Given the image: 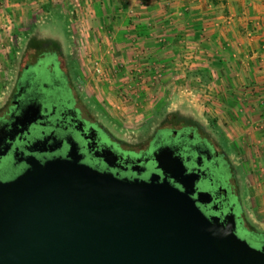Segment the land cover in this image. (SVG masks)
Wrapping results in <instances>:
<instances>
[{
  "label": "water",
  "instance_id": "1",
  "mask_svg": "<svg viewBox=\"0 0 264 264\" xmlns=\"http://www.w3.org/2000/svg\"><path fill=\"white\" fill-rule=\"evenodd\" d=\"M165 151L152 152L159 173L146 179L99 171L71 150L28 156L0 180V264H264V243L238 236L231 215L206 214L211 194Z\"/></svg>",
  "mask_w": 264,
  "mask_h": 264
},
{
  "label": "flooded vegetation",
  "instance_id": "2",
  "mask_svg": "<svg viewBox=\"0 0 264 264\" xmlns=\"http://www.w3.org/2000/svg\"><path fill=\"white\" fill-rule=\"evenodd\" d=\"M20 54L15 82L0 104L1 181L21 172L30 155L44 161L65 156L69 150L99 171L146 179L159 173L152 152L167 147L172 163L177 166L181 161L185 167L182 179L197 175L196 191L211 194L210 202L199 204L206 214L231 215L238 236L252 246L264 243V231L250 229L241 213L237 173L229 153L201 122L166 112L143 145L132 147L91 112L81 93L76 62H70L58 40L31 35ZM167 151L160 157L170 163Z\"/></svg>",
  "mask_w": 264,
  "mask_h": 264
},
{
  "label": "crops",
  "instance_id": "3",
  "mask_svg": "<svg viewBox=\"0 0 264 264\" xmlns=\"http://www.w3.org/2000/svg\"><path fill=\"white\" fill-rule=\"evenodd\" d=\"M42 1L49 0H29L35 2L34 6L42 5L36 12L48 14L50 8L43 6ZM74 1L78 2L69 12L75 11V20L81 21L75 24L77 31L92 36L83 46L90 52L95 48L103 65L110 58L138 59L136 54L141 49L145 54L140 58L142 62L168 65L174 53L183 47L182 39L199 42L203 54L196 58L194 70L199 69L201 75L195 74L194 79L205 74L212 78L210 69L216 78V96L224 99V103L220 101V111L225 112L222 110L225 108L241 118L240 123L237 120L226 123L259 137L264 146V0ZM27 2L6 0L3 11L10 15L14 12L19 22ZM183 76L180 73L175 78L166 73L157 84L146 89L144 103L156 107L173 92L176 98L180 97L176 101H182L186 91L178 90L180 84L173 91L172 85ZM215 100L206 103L205 109L212 110ZM234 129L229 136L237 137Z\"/></svg>",
  "mask_w": 264,
  "mask_h": 264
},
{
  "label": "rangeland",
  "instance_id": "4",
  "mask_svg": "<svg viewBox=\"0 0 264 264\" xmlns=\"http://www.w3.org/2000/svg\"><path fill=\"white\" fill-rule=\"evenodd\" d=\"M27 1L24 4V17L19 22H17L19 20L18 15L10 12L12 34L20 37V42L15 44V49L18 53L14 55V52H9L10 57L0 67L4 71V79L0 85L6 86L3 98L7 96V92L13 87L17 71L21 65L20 53L27 38L34 35L37 38L58 40L62 45L64 53L71 56L70 62H76V75L80 80L79 86L89 109L114 136L121 138L128 145L132 147L143 145L146 135L151 134L166 112L177 111L181 114L192 116L201 122L222 143L236 168L237 192L242 208L241 213L247 226L257 232L264 231V146L260 144L259 137L248 133L244 128L240 130L238 127L239 130H236L226 123L228 121L231 122V120H237L240 123L239 119L241 118H238V113H230L225 108L222 109L225 112L220 111L221 105L219 104L224 99L217 97L216 91H214V95L208 93V80L210 76L205 74V77L195 80L194 76L195 74H200V70L198 68H196L198 70H194L195 66H193L183 71L184 79H179L173 83V91L176 89L175 85L178 86L180 84L182 88L191 89L195 94V98L184 92L186 97L184 98L183 96V100L178 102L176 99L180 97L176 98V94L173 92L167 101L165 100L156 107L144 106L143 110L137 112L138 117L134 116L135 113L132 110L136 107V104L124 106L123 109L120 107L119 109L111 110L106 104H103V98L106 94H109V97L113 101H118V99H121V96L117 92H123L122 87L117 79L111 80L108 83V87L105 83L102 84L98 81L94 74L92 63L85 58V54L90 55L91 58L98 57V52L95 48H92L91 52L87 51L83 46L84 41L88 38L91 39L92 36L91 34L87 35L86 33L77 31L75 24L81 21L75 20L77 17L75 11L69 12V9H73L74 4L78 1H42L43 6L50 8L48 14H41L40 10L36 12V9L42 7L40 3L34 6L35 2L31 3L29 0ZM20 26L24 28L19 29ZM166 73L170 76H175V78H177V75L179 76V73L176 74L170 72V70ZM3 98L0 100V104ZM214 100L216 105H212V110L205 109L206 103L213 102ZM154 110H158L159 114L155 113ZM233 129L237 137L229 136L233 134ZM222 141H225L226 144Z\"/></svg>",
  "mask_w": 264,
  "mask_h": 264
},
{
  "label": "built area",
  "instance_id": "5",
  "mask_svg": "<svg viewBox=\"0 0 264 264\" xmlns=\"http://www.w3.org/2000/svg\"><path fill=\"white\" fill-rule=\"evenodd\" d=\"M6 0H0V67L3 63H6L8 58L10 57L9 52H14V55L18 53L15 49V44L20 42V37L13 35V29L11 27L12 20L10 18V14H6L3 11ZM183 38V37H182ZM181 38V39H182ZM183 40V47L174 53L173 57L168 62V65L156 64L151 61L145 60L142 62L140 58L144 57L143 49L136 54L139 58L131 57L126 61H118L115 58H110L108 64L103 65V60L98 57L91 58L90 55L85 54V58H87L93 66V71L97 80L102 84L108 87V83L111 80L117 79L119 84H121L123 92H117L121 97L118 101H113L109 94L103 98V104H106L111 110L119 109L127 105L133 106L136 104L132 110L135 113V117L137 112H140L144 109V106L147 105L144 103V94L146 89L153 84H157L159 80L166 76V72L170 70V72L174 73H183V71L189 67L196 66V58L203 54V49L200 47V43L195 42H186ZM142 54V55H141ZM141 55V56H140ZM208 73L212 78L208 81V93H215L216 86V78L214 73L209 71ZM4 71L0 68V84L3 82ZM116 80V81H117ZM178 90H185L192 98H195V94L192 90H188L186 88H182L181 86ZM6 92V86L0 85V100L3 98ZM115 94V91H114ZM214 95V94H213ZM123 99V100H122ZM134 100V101H133Z\"/></svg>",
  "mask_w": 264,
  "mask_h": 264
},
{
  "label": "trees",
  "instance_id": "6",
  "mask_svg": "<svg viewBox=\"0 0 264 264\" xmlns=\"http://www.w3.org/2000/svg\"><path fill=\"white\" fill-rule=\"evenodd\" d=\"M56 44H57V46L60 48V46H59V43L58 42H56V41H54ZM154 112L155 113H157V114H159V111L158 110H154ZM176 113H178L177 111H176ZM181 116H182V118L183 119H185V120H188V119H191V118H193L192 116H189V115H184V114H181ZM196 119V118H195ZM197 120V119H196ZM224 144H226L225 143V141H222Z\"/></svg>",
  "mask_w": 264,
  "mask_h": 264
}]
</instances>
